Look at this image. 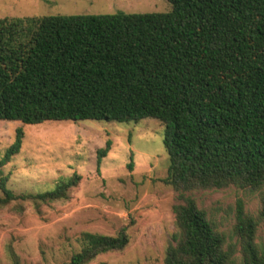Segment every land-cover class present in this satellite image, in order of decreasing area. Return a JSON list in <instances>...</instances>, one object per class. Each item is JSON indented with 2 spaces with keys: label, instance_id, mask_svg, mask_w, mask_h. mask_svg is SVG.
<instances>
[{
  "label": "trees",
  "instance_id": "obj_1",
  "mask_svg": "<svg viewBox=\"0 0 264 264\" xmlns=\"http://www.w3.org/2000/svg\"><path fill=\"white\" fill-rule=\"evenodd\" d=\"M167 2L162 12L0 18V119H158L169 161L161 181L178 193L163 264H264L256 242L264 221V0ZM22 137L16 128L0 156V207L68 198L81 178L75 171L51 189L6 187L2 167ZM109 146L96 150L97 168ZM231 184L260 190L256 216L236 203L235 242L185 193ZM76 239L79 249L58 264L121 251L129 234L122 226Z\"/></svg>",
  "mask_w": 264,
  "mask_h": 264
},
{
  "label": "rangeland",
  "instance_id": "obj_2",
  "mask_svg": "<svg viewBox=\"0 0 264 264\" xmlns=\"http://www.w3.org/2000/svg\"><path fill=\"white\" fill-rule=\"evenodd\" d=\"M167 0H0V18L42 15L162 12ZM21 148L2 167L6 187L15 194L51 189L74 171L81 178L66 199L41 204L16 199L0 207V264H58L79 249L82 231L108 235L127 226L129 243L121 251L99 254L87 264H163L174 231L172 205L177 191L164 184L168 155L163 124L155 118L135 122L44 120L23 123L0 119V156L15 129ZM110 146L96 166V150ZM129 165H131L129 167ZM264 189V188H262ZM213 218L228 241L237 201L256 216L260 190L229 185L185 192ZM1 195V191H0ZM256 242L264 249V221Z\"/></svg>",
  "mask_w": 264,
  "mask_h": 264
}]
</instances>
